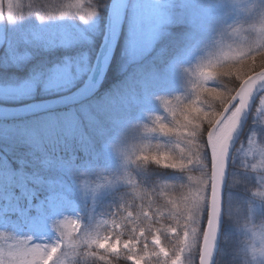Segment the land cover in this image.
I'll return each instance as SVG.
<instances>
[{"label": "rangeland", "instance_id": "obj_1", "mask_svg": "<svg viewBox=\"0 0 264 264\" xmlns=\"http://www.w3.org/2000/svg\"><path fill=\"white\" fill-rule=\"evenodd\" d=\"M104 1L0 0V108L73 93L84 83L103 36L110 0L105 6ZM10 4L12 20L8 19ZM125 7L101 81L103 86L125 74L124 87L115 99L104 101L102 94H95L89 105L82 104L72 112L92 133L107 125L113 129L110 137L107 131L99 134L96 153L72 164V147L54 146L52 152L60 151L55 156L49 140L47 145L38 143L41 129L55 122L46 119L52 115L30 119L34 121L30 124L0 122V190L15 184L27 202L20 212L25 236L0 240L6 260L9 245L20 240L28 247H51L60 241L64 246L55 264H76L79 247L93 249L106 263L115 258L131 264L128 256H144L145 242L149 255L143 264H163L165 257L151 255L158 251L152 244L154 234L172 258L183 247L186 216L176 209L184 207L203 173L195 162L173 170L153 157L168 155L177 162L183 158L186 164L189 149L195 152L199 148L198 154H202L210 128L203 113L223 110L215 93L234 95L233 83L239 86L264 69V0H127ZM56 52L59 55L53 58ZM17 70L24 75L12 72ZM209 74L210 79L206 78ZM262 99L264 91L253 103L233 153L224 196L222 242L230 253L235 244L240 247L241 264H264V256L250 254L264 252ZM124 102L129 107L138 104V109L128 110ZM193 108L200 112H192ZM109 110L119 115L105 116ZM185 116L192 119L188 130L200 125L195 137L187 136L188 130L185 134L160 132L161 125L175 129L184 124ZM203 163L208 166L209 160ZM148 164L170 174L149 182L143 174ZM37 193L41 198L32 202ZM81 205H85V218L79 216L77 206ZM13 208L16 203L7 211ZM28 209L30 214L25 213ZM205 218L206 213L199 224V242L191 250L185 249L182 264H197ZM172 228L175 234L170 232ZM96 239L113 244L119 240L118 252L91 243ZM129 240L135 245L132 251L123 247Z\"/></svg>", "mask_w": 264, "mask_h": 264}, {"label": "snow or ice", "instance_id": "obj_2", "mask_svg": "<svg viewBox=\"0 0 264 264\" xmlns=\"http://www.w3.org/2000/svg\"><path fill=\"white\" fill-rule=\"evenodd\" d=\"M8 19H13L12 5H9ZM210 79V74L206 76ZM258 85H264V71L248 76L243 79L234 95L228 94L223 95L221 93H215L217 99L223 104V110L219 112H205L203 115L208 117L207 123L210 128L207 132L206 149L202 151L199 148L196 151L188 150L187 163L185 164L182 158L179 162L171 160L168 155L154 156L158 164L161 160L164 161L163 167L177 170L183 169L187 165H191L194 162L198 163L202 170V177L199 180L198 187L195 188L190 198H185L184 207L182 209H176L181 215H185V223L183 224L184 229V244L174 253V258L169 256V252L161 246L160 237L156 234L152 237V244L158 251L153 250L151 255L163 256L166 259L163 264H182L181 255L185 249L191 250L199 242L200 237V220L206 213L207 220L206 226L202 232V248L200 251V264H214L213 253L216 250V242L219 232L220 221L222 217L221 211V200L222 192L225 184V176L228 167V154L230 149V143L233 138L234 132L237 130L242 113L246 110L249 105L250 99L257 89ZM208 89H206L207 91ZM210 91H215L211 89ZM264 103V99H262ZM192 112L199 113V108H193ZM195 118V117H194ZM192 125V119L185 116V123L179 127L173 129L166 125H161L160 132L167 135L170 132L176 134H185V131ZM200 127L196 124L192 130L186 131V135L195 137L197 135L196 129ZM190 145L193 144L192 140L188 142ZM210 150V157H209ZM143 159L147 160L148 157L144 156ZM205 159L209 160L210 163V175L208 166L203 163ZM210 189V200L208 192ZM145 218L149 217L147 212L143 213ZM129 217H132V213H128ZM172 234H175L176 229H170ZM143 230L140 235L143 236ZM107 240V238H105ZM105 240L96 239L91 243L97 244L102 249H111L112 252H118L120 247V241L117 240L115 244ZM64 245L57 241L55 246H41L36 244L35 247H28L26 242L23 240L17 241L14 245H9V251L7 254V260L2 248H0V264H55V257L59 254V250ZM69 246L71 241L69 240ZM123 247L129 251L135 247L132 240L123 242ZM91 255V253H89ZM147 242H145V254L144 256L129 255L128 260L131 264H143L144 259L148 256ZM104 259V257H100ZM63 264V262H61Z\"/></svg>", "mask_w": 264, "mask_h": 264}, {"label": "water", "instance_id": "obj_3", "mask_svg": "<svg viewBox=\"0 0 264 264\" xmlns=\"http://www.w3.org/2000/svg\"><path fill=\"white\" fill-rule=\"evenodd\" d=\"M124 10H125V0H110L109 6H108V12L106 16L105 36L100 46V49L98 51L97 57L95 59V64L90 73L88 82H86V85L83 87V89L81 90L82 92L78 96L73 97V98H68L65 101L42 103V104H38L35 106H29L25 108H16L12 110L0 109V119L6 120V119H12V118H19V117H24V116L33 114L35 112L46 111L52 108L59 107L63 103H66V102L78 101L80 99L85 98L89 94L93 93L95 90V85L101 74V69L103 67V59L106 57L109 51L110 45L112 43L114 31L119 25V21H120L122 14L124 13ZM262 71H264V69L258 72H255L254 74L262 72ZM260 91L261 90H259L257 86V89L254 91L250 99L248 107L241 115L239 126L237 130L234 132L232 141L230 143V149H229V154H228V167H229L230 156H231L232 150L241 135V132L245 124V120L250 110L251 103L253 102V100L255 99L257 94H259ZM228 167H227V170H228ZM226 176H227V172H226ZM226 176H225V183H226ZM224 188H225V184H224L223 190ZM209 200H210V195H209ZM221 211H222V200H221ZM220 226H221V221H220ZM220 226H219V230H220ZM218 235H219V232H218ZM216 245H217V242H216ZM215 252L216 250L213 253V260L215 259ZM199 264H200V260H199Z\"/></svg>", "mask_w": 264, "mask_h": 264}, {"label": "trees", "instance_id": "obj_4", "mask_svg": "<svg viewBox=\"0 0 264 264\" xmlns=\"http://www.w3.org/2000/svg\"><path fill=\"white\" fill-rule=\"evenodd\" d=\"M105 2H106V0L103 2L104 6L107 4V2H106V4H105ZM102 13L104 14V12H102ZM58 55H59L58 52L54 53L53 54V58L57 57ZM35 63H33V65ZM113 67L114 66L112 65V68L111 67L108 68V72L111 71L109 73V75L113 72V70H114ZM12 72L15 73V74H23L24 75L22 70H17V72H15V71H12ZM237 86H238V83H233L232 88H237ZM61 135H62V131L59 133V135H57V137H54V140L57 141L58 139H61L60 138ZM39 142H43V136H40ZM90 143H91V141L87 142L88 145L86 144V146L91 149V147L89 146ZM79 155H81V154H79ZM168 173H169V171H167L165 169L157 168L156 166H152L151 164H148L146 166L145 171L143 172V174L147 175L149 181H151L153 179L164 178L165 174H168ZM0 235L10 236V235H13V233L3 234L2 232H0ZM239 259H240V255L238 253H236V256H235L234 252L230 253L228 251L226 245L222 244L221 247H220V250H219V254H218V257H217L216 264H241ZM78 264H125V263H123L120 260H112L111 263H105V262H102V261H98L95 258H87V259L79 260Z\"/></svg>", "mask_w": 264, "mask_h": 264}, {"label": "clouds", "instance_id": "obj_5", "mask_svg": "<svg viewBox=\"0 0 264 264\" xmlns=\"http://www.w3.org/2000/svg\"><path fill=\"white\" fill-rule=\"evenodd\" d=\"M253 256H264V252L250 253Z\"/></svg>", "mask_w": 264, "mask_h": 264}, {"label": "bare ground", "instance_id": "obj_6", "mask_svg": "<svg viewBox=\"0 0 264 264\" xmlns=\"http://www.w3.org/2000/svg\"><path fill=\"white\" fill-rule=\"evenodd\" d=\"M106 63L107 62H105V64H104V68H105V66H106ZM258 89L260 90V89H264V85H258Z\"/></svg>", "mask_w": 264, "mask_h": 264}]
</instances>
